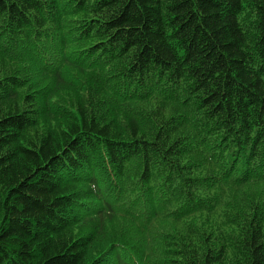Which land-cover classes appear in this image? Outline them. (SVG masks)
<instances>
[{"label": "trees", "instance_id": "obj_1", "mask_svg": "<svg viewBox=\"0 0 264 264\" xmlns=\"http://www.w3.org/2000/svg\"><path fill=\"white\" fill-rule=\"evenodd\" d=\"M0 264H264V0H0Z\"/></svg>", "mask_w": 264, "mask_h": 264}]
</instances>
